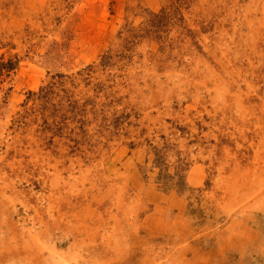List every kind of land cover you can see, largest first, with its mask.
Segmentation results:
<instances>
[{
	"label": "rangeland",
	"instance_id": "374dc122",
	"mask_svg": "<svg viewBox=\"0 0 264 264\" xmlns=\"http://www.w3.org/2000/svg\"><path fill=\"white\" fill-rule=\"evenodd\" d=\"M263 211L264 0H0V264H240Z\"/></svg>",
	"mask_w": 264,
	"mask_h": 264
},
{
	"label": "bare ground",
	"instance_id": "6f19581e",
	"mask_svg": "<svg viewBox=\"0 0 264 264\" xmlns=\"http://www.w3.org/2000/svg\"><path fill=\"white\" fill-rule=\"evenodd\" d=\"M249 184V183H248ZM253 185V184H252ZM245 190V189H244ZM233 191V190H232ZM235 191V190H234ZM247 206V205H246ZM254 206V205H253ZM258 206V205H257ZM255 207H256V205H255ZM243 209V208H242ZM243 213H245L244 211H242ZM264 212V211H263ZM254 213V212H253ZM255 214V213H254ZM261 214V213H260ZM239 215V214H238ZM238 215H236V216H238ZM176 218V217H175ZM255 218L256 217H254V216H252V219L251 220H253V221H255ZM180 222V221H179ZM172 227V226H171ZM175 228H176V225L174 226ZM173 228V227H172ZM175 228H173V229H175ZM172 229V230H173ZM218 229V228H217ZM179 231V230H178ZM217 231V230H216ZM222 231H224V230H222ZM260 231V230H259ZM264 231V230H263ZM173 232H174V230H173ZM222 234V233H221ZM34 237V236H33ZM226 237V236H225ZM218 238V237H217ZM220 238V237H219ZM224 238V237H223ZM230 238V237H229ZM228 240H230V239H228ZM218 245V244H217ZM251 245V244H250ZM221 246H222V244H221ZM225 246V245H224ZM226 247V246H225ZM235 247H236V245H235ZM237 248V247H236ZM235 248V249H236ZM238 249H239V245H238ZM258 249L259 248H255V249H249V252H246L245 250H243V253H242V256H241V258H240V264H245L244 262L246 261V260H249V259H252L253 257H256L257 256V254L261 257V259L262 260H264V250L262 249V251H261V253L260 252H257L258 251ZM116 251H118V249H115ZM55 252V251H54ZM223 253V252H222ZM232 253V252H231ZM228 254H230V253H228ZM202 255V254H201ZM200 255V256H201ZM223 255V254H222ZM117 256V255H116ZM230 256V255H229ZM100 257V256H99ZM203 258V257H202ZM228 258V257H227ZM174 259V258H173ZM225 259V258H224ZM154 260V259H153ZM257 260V259H256ZM125 261V260H124ZM254 261V260H253ZM128 262V261H127ZM152 262V261H151ZM201 263V262H200ZM99 264H101V263H99ZM260 264V263H259Z\"/></svg>",
	"mask_w": 264,
	"mask_h": 264
}]
</instances>
